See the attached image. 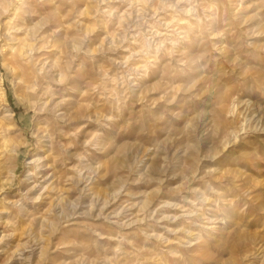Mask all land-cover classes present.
<instances>
[{
  "label": "rangeland",
  "instance_id": "1",
  "mask_svg": "<svg viewBox=\"0 0 264 264\" xmlns=\"http://www.w3.org/2000/svg\"><path fill=\"white\" fill-rule=\"evenodd\" d=\"M2 90L0 264H264V0H0Z\"/></svg>",
  "mask_w": 264,
  "mask_h": 264
},
{
  "label": "bare ground",
  "instance_id": "2",
  "mask_svg": "<svg viewBox=\"0 0 264 264\" xmlns=\"http://www.w3.org/2000/svg\"><path fill=\"white\" fill-rule=\"evenodd\" d=\"M31 52V51H30ZM23 69V68H22ZM24 70V69H23ZM27 77V76H26ZM26 77H25V79H26ZM28 80V79H27ZM29 81V80H28ZM0 95H1V97H4V91L2 90V92H0ZM60 109V108H59ZM6 112H7V114H6V116H9V114H10V111L9 110H5ZM51 127H53V126H51ZM30 189V188H29ZM33 189V188H32ZM31 190V189H30ZM57 191V190H56ZM50 196V195H49ZM40 198V197H39ZM45 198V197H44ZM36 199V198H35ZM37 200H38V198H37ZM36 200V201H37ZM208 200V199H207ZM150 202V201H149ZM54 203V202H53ZM148 202H144V205L145 204H147ZM143 205V206H144ZM143 206H142V208H143ZM147 205H145V207H146ZM41 209V208H40ZM29 210V209H28ZM21 211V210H20ZM19 210L18 211H16V210H14L13 211V213H14V216H15V214L17 215L16 216V218L18 217V216H20V214H19V212H20ZM26 211V210H25ZM25 211H22V214H21V216L20 217H22V220H24L26 217L25 216H28L26 219H29L30 217H32L34 214L32 213V212H30V213H32V214H30V213H28L27 211L25 212ZM12 214V213H11ZM13 215V214H12ZM36 215V214H35ZM194 217V216H193ZM15 219V218H14ZM19 219V218H18ZM26 219H25V221H26ZM16 220V219H15ZM20 221H21V218H20ZM16 223V222H15ZM24 224V221H22V224L21 225H23ZM42 226V225H41ZM50 226V225H49ZM16 229V228H15ZM23 231H25V230H23ZM22 231V232H23ZM18 232V231H17ZM13 233V232H12ZM12 233H11V235H12ZM13 234H15V233H13ZM10 235H8L7 237H9ZM20 236V235H19ZM19 236L18 235H13V236H11V238H9V240H8V242L5 244L6 246H8L9 244H13L15 241L17 242L18 240H19ZM21 236H22V234H21ZM20 236V237H21ZM3 237H5V236H3ZM201 237V236H200ZM22 238V237H21ZM198 239V238H197ZM169 240V239H168ZM2 241V240H1ZM0 241V242H1ZM20 242V241H19ZM17 245H18V243H16ZM192 245H194V244H192ZM21 246V245H20ZM19 247V246H18ZM199 247V249L200 250H202V248H203V246L202 245H199L198 246ZM9 248H11V246L9 247ZM19 248H21V247H19ZM8 249V248H7ZM11 250V249H10ZM19 250H21V249H19ZM199 250V251H200ZM206 250V249H205ZM16 252V251H15ZM151 253V252H150ZM153 253V252H152ZM151 253V254H152ZM157 253V252H156ZM45 253H43V255H44ZM148 255V254H147ZM159 256V255H158ZM153 257V256H152ZM156 257V256H155ZM8 258V257H7ZM146 258H148V257H146ZM9 259L10 258H8L5 262L7 263L8 261H9ZM145 259V258H144ZM39 260H40V258H39ZM44 260V259H43ZM146 260V259H145ZM152 260H154V259H152ZM152 260H150V261H152ZM147 262H149V260H147ZM39 263V261H37L36 262V264H38ZM150 263V262H149ZM142 264V263H141Z\"/></svg>",
  "mask_w": 264,
  "mask_h": 264
}]
</instances>
